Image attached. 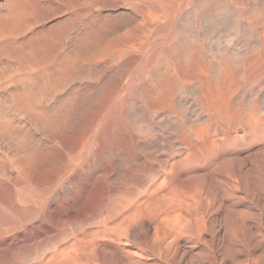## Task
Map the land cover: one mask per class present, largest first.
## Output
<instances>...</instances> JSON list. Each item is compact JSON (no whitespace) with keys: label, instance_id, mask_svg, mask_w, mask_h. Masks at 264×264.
<instances>
[{"label":"bare ground","instance_id":"6f19581e","mask_svg":"<svg viewBox=\"0 0 264 264\" xmlns=\"http://www.w3.org/2000/svg\"><path fill=\"white\" fill-rule=\"evenodd\" d=\"M241 155H264V0H0V264H122L192 206L178 177Z\"/></svg>","mask_w":264,"mask_h":264},{"label":"rangeland","instance_id":"374dc122","mask_svg":"<svg viewBox=\"0 0 264 264\" xmlns=\"http://www.w3.org/2000/svg\"><path fill=\"white\" fill-rule=\"evenodd\" d=\"M243 157L245 156H242V155L239 156L238 160L235 161L234 163L232 162L229 164V162H227L228 164L224 163L223 166L212 167L213 170H211L210 168L207 171L205 168L204 170L202 167L200 168L196 167L197 170L195 168L194 170H191V172L189 173L192 175L190 176L186 175L185 177L183 176V178L181 176L178 177L176 181L179 182L180 184L179 191H181V188H182L184 193L186 191L185 195L188 194V192L190 193L191 190H192L191 193H193L194 190L197 188L200 191L203 189L202 190L203 193H201L200 191L198 193V191L196 190L197 193L199 194L197 195V198L199 196L198 199H196V194H197L196 192L195 194L193 193L195 197H193L191 193H190L191 195L188 194V198L186 195L187 201H189V199L191 198L188 203L191 204V200H192V204H191L192 206H190V208L186 210L188 211L187 213H184L186 214L185 215L186 218L187 216H189L188 218H190L189 219L190 221L193 220L191 216H194L196 214L197 216H195L194 218L196 221L197 220L201 221V223L197 221L199 222L201 226L198 225L200 227L199 228L197 227L198 229L197 230L196 229L197 223L192 224L194 223V220L190 222L188 218L187 219L184 218L185 216L182 215L183 212H178L179 214L176 213L175 214L176 217L174 215L175 217L174 219H177V220H176V223L173 222L174 224L173 227H176L179 225L181 226L182 224L181 226L182 229L185 227L183 231L180 228V226L178 228L172 227L171 230H168L165 226L163 227V225H161V227H159V230L161 229L159 231L161 234L159 232H156V234L159 233L162 237L161 236L159 237L157 234L158 238H156V234L154 233L155 231L153 229H149L146 226H143L141 228H145V227L146 228L144 230L141 229L142 231H140V233L142 234V237L138 239L137 241H134L136 242L137 247L135 245L130 246V240H128L127 238L125 239L124 246L126 250L128 251L126 255L124 256V258L122 259L121 263L122 264H215V263L225 264L226 262L227 264L228 262L224 260H227L228 257H229L228 259H230L229 261L231 262V263L229 262L228 264H233V263L244 264V259L246 258L248 259V260L246 259L247 264L249 263L253 264L255 262L253 261L254 258H255L254 260H256V263L259 262V260L263 261L264 263V254H263L264 253L263 251L264 250L263 249L264 248V240H263L264 234H262L264 233V155L254 156V157L251 156L253 160L250 159L251 157L249 159L246 157L244 159ZM231 164H235V165H231ZM228 165L229 167L231 165V168L233 167H236V168H234L232 171L231 168H228ZM240 166L241 168H238ZM224 167H226V170ZM227 172L229 173V176ZM241 174H243V176H241ZM211 175H212V178H211ZM220 175H222L221 176L222 178L220 177ZM236 175L238 176V178ZM230 177H233V178H230ZM181 178L184 180H181ZM214 180H216V182L215 184L214 183L212 184L211 182H213ZM192 181L193 183H191ZM232 181H233V184H232ZM197 183H200V184H197ZM201 184H202V189L200 186L199 187L197 186ZM188 185L190 187H193L194 189L193 188L191 189L190 187L188 188ZM204 186H207L208 189L205 188ZM218 186H220L221 189L220 187L217 188ZM183 187L187 190H184ZM204 188L206 189L205 193H204V190H205ZM201 195L202 196L205 195L204 197H206V199L202 197ZM200 196L201 198H204V199L202 200ZM198 200H200V204L198 203L199 202ZM202 203L204 204L201 205ZM200 206L201 208L202 206H204L205 209L204 208L201 209ZM232 207L235 209H232ZM199 209H201L202 211ZM194 210H197V211L194 212ZM196 217H198V219ZM178 218H182V220L184 221ZM185 220H187L188 222ZM178 222L179 224H177ZM183 222H186L185 226ZM189 222H190V225H189ZM191 225L193 226V228ZM162 227L164 228V230L167 229L166 232L165 231L162 232L163 231ZM175 229H179V231L174 232ZM169 231L171 232L169 233ZM163 233H165V235ZM166 233L167 234L169 233L168 238L166 237ZM165 237H166V240L160 239V238H165ZM139 243L141 244L140 246H139ZM228 245L231 247V249ZM257 248L260 252H258ZM132 250L134 252L135 251L138 252L137 255ZM230 250H233V251L231 252ZM235 250L236 252H234ZM255 250L257 251L255 252ZM229 251L231 254L230 256L228 255ZM130 252L134 253L133 256H136V257L133 258ZM253 252L256 253V255L253 254ZM249 253L251 256L248 255ZM260 253H261V258H260ZM245 255L246 256L248 255V256L246 257ZM226 256L228 257L226 258ZM236 257L240 260L239 262H238V259L235 260ZM233 259H234V262H233ZM263 263H260V264H263Z\"/></svg>","mask_w":264,"mask_h":264}]
</instances>
